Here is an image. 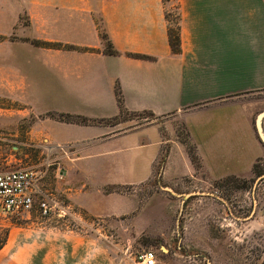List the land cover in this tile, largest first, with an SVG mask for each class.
I'll use <instances>...</instances> for the list:
<instances>
[{
  "label": "crops",
  "instance_id": "crops-1",
  "mask_svg": "<svg viewBox=\"0 0 264 264\" xmlns=\"http://www.w3.org/2000/svg\"><path fill=\"white\" fill-rule=\"evenodd\" d=\"M98 18L117 55L105 54ZM0 99L24 107L0 108V139L47 141L56 152L42 187L68 216L131 215L135 190L155 178L251 181L264 162V0H0ZM122 112L152 119L112 122Z\"/></svg>",
  "mask_w": 264,
  "mask_h": 264
},
{
  "label": "rangeland",
  "instance_id": "rangeland-1",
  "mask_svg": "<svg viewBox=\"0 0 264 264\" xmlns=\"http://www.w3.org/2000/svg\"><path fill=\"white\" fill-rule=\"evenodd\" d=\"M167 8L168 25L176 30L178 6ZM97 23L105 33L99 18ZM37 42L30 45L47 48ZM0 108L14 114L24 107L0 99ZM132 119L152 118L124 113L112 122ZM34 120L25 118L23 129ZM182 140L195 156L190 141ZM47 146L37 139H0V172L36 167L52 181L57 154ZM259 166L262 174L251 181L226 179L209 187L187 179L166 185L155 178L135 190V213L118 219L79 210L65 219L11 217L0 208V264H137L135 257L150 250L157 264H264V162Z\"/></svg>",
  "mask_w": 264,
  "mask_h": 264
},
{
  "label": "built area",
  "instance_id": "built-area-1",
  "mask_svg": "<svg viewBox=\"0 0 264 264\" xmlns=\"http://www.w3.org/2000/svg\"><path fill=\"white\" fill-rule=\"evenodd\" d=\"M45 174L35 168L0 172L1 214L26 217L37 212L43 219H65L68 214L58 209L50 195L43 190ZM137 264H157L154 251H145L135 257Z\"/></svg>",
  "mask_w": 264,
  "mask_h": 264
},
{
  "label": "trees",
  "instance_id": "trees-1",
  "mask_svg": "<svg viewBox=\"0 0 264 264\" xmlns=\"http://www.w3.org/2000/svg\"><path fill=\"white\" fill-rule=\"evenodd\" d=\"M169 16L167 15V20L169 23ZM179 21V18H178ZM168 36H169V43L170 46L173 50V52L175 54L180 53V43H181V39H180V25L178 23L177 29L173 30L172 28L168 27ZM101 38L102 41L104 42V52L107 55H117L118 52L116 51V49L114 48V46L112 45L111 41L108 38V35L105 33H101ZM37 44H42L43 46L47 47V48H67V49H74V47H70V46H63L61 44H49V43H39L37 42ZM132 57L134 58H138V59H143V60H149L150 58L147 56H143V55H132ZM123 113V112H122ZM124 114V113H123ZM58 120H60L61 122H67V123H73V122H77L78 124H88V120L84 119V118H75L72 116H68V115H59L56 117ZM191 159L192 162L194 164V166L196 167V169H200L201 168V164L200 161L198 159V157L191 154ZM254 171L257 174V176H260V174H262V171L260 172V166L259 164H256L254 167ZM235 180L237 178H229L228 180ZM112 190V191H111ZM110 192H115L113 189H111ZM2 248H0L1 250Z\"/></svg>",
  "mask_w": 264,
  "mask_h": 264
},
{
  "label": "water",
  "instance_id": "water-1",
  "mask_svg": "<svg viewBox=\"0 0 264 264\" xmlns=\"http://www.w3.org/2000/svg\"><path fill=\"white\" fill-rule=\"evenodd\" d=\"M263 116L264 115H261L260 117H259V119H258V124L260 125V121H261V119L263 118ZM260 136H261V140L263 141V143H264V134L262 133V131L260 130Z\"/></svg>",
  "mask_w": 264,
  "mask_h": 264
}]
</instances>
